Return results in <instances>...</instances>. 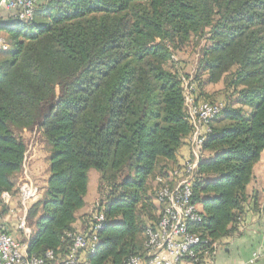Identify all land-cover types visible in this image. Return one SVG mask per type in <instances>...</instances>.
<instances>
[{
  "label": "trees",
  "instance_id": "16d2710c",
  "mask_svg": "<svg viewBox=\"0 0 264 264\" xmlns=\"http://www.w3.org/2000/svg\"><path fill=\"white\" fill-rule=\"evenodd\" d=\"M40 1L30 22L11 12L0 22L9 43L0 50V202L18 192L24 133L38 131L49 147V176L27 213L28 254L65 252L92 169L106 219L86 259L124 264L144 251L159 220L152 182L180 164L184 145L190 153L194 132L174 55L205 41L198 71L225 87L224 101L198 76L193 90L197 101L224 103L205 129L193 185L202 215L194 264H203L238 230L264 151V0Z\"/></svg>",
  "mask_w": 264,
  "mask_h": 264
},
{
  "label": "built area",
  "instance_id": "2783aa9c",
  "mask_svg": "<svg viewBox=\"0 0 264 264\" xmlns=\"http://www.w3.org/2000/svg\"><path fill=\"white\" fill-rule=\"evenodd\" d=\"M44 1V0H43ZM37 0H0V22H4L2 11L11 12L15 19L30 22L35 14ZM9 49L5 35L0 34V50ZM186 91V107L194 126L190 137V153L167 175L155 180V200L160 206L159 220L146 231L145 249L124 264H181L184 261H200L198 251L201 237L192 227L202 221L199 207L192 201L193 185L199 161L205 156L202 150L205 129L224 107L222 102L197 101L193 85L183 78ZM25 157L17 192V205L21 209L17 231L27 235L26 240L17 238L9 229L6 216L0 210V264H91L86 255L94 252L100 241L98 231L103 227L105 215L93 207L82 229L67 233V246L63 254L49 250L42 256L28 254L30 238L27 213L30 205L40 197V189L31 178ZM14 194L4 192L1 202L7 212L14 214Z\"/></svg>",
  "mask_w": 264,
  "mask_h": 264
},
{
  "label": "crops",
  "instance_id": "0c3cea01",
  "mask_svg": "<svg viewBox=\"0 0 264 264\" xmlns=\"http://www.w3.org/2000/svg\"><path fill=\"white\" fill-rule=\"evenodd\" d=\"M39 2L41 1L37 0V3ZM7 13H9L7 10L2 11L3 16ZM0 34L4 35V32L0 31ZM188 149V145L182 147L178 154L180 161L188 155ZM31 150L33 151L32 154ZM34 151L33 146L31 149L28 148L26 154L27 164H30L32 159L36 157ZM91 174L92 170H90L89 176ZM247 192L249 200L245 205L243 219L238 224V230L234 235L220 240L216 251L213 255L205 258L203 264H264V151L260 161L254 166V175L247 187ZM16 200L17 195L14 196L12 202V207L15 208L14 214L7 212L5 216L12 234L21 240H26L27 235L17 231L21 209L15 202ZM86 213L88 211L85 207L78 211V218L74 223L75 229L80 230L83 228L84 223L81 217ZM28 232L31 236L32 228L29 227ZM187 263V261H184L181 264Z\"/></svg>",
  "mask_w": 264,
  "mask_h": 264
},
{
  "label": "rangeland",
  "instance_id": "374dc122",
  "mask_svg": "<svg viewBox=\"0 0 264 264\" xmlns=\"http://www.w3.org/2000/svg\"><path fill=\"white\" fill-rule=\"evenodd\" d=\"M5 35V34H4ZM205 41H202L201 45H196L194 42H190L187 45L182 46L174 55V60L177 62V66L182 68V73L186 78L188 83H192L193 88L197 86L196 77H200L203 90L208 95L212 96L214 100L224 101V83L219 82L216 84L208 82V75L202 71H198L199 67V59H200V48L204 45ZM195 81V82H194ZM24 137L28 144V148L31 149L33 146L35 148L34 153L36 157L32 159L30 164L28 163V167L30 169V175L34 183L39 187L41 193L42 189L46 185L47 178L49 176V147L45 142L44 137L38 131L34 132H25ZM33 151L31 150V154ZM93 174V175H92ZM92 174L89 176V185H88V193L85 197L86 205L88 213L93 210V207L98 201V182L100 176L99 172L96 169H92ZM21 179L20 176L17 177V185H19ZM153 187L156 186L155 181L152 182ZM18 187V186H17ZM155 189V188H153ZM17 195V194H15ZM151 199L153 203L157 206L158 211L157 215L160 213V206L155 200L154 190L150 192ZM18 198V197H17ZM34 203V202H33ZM6 205L0 202V210L5 211ZM80 211V210H79ZM29 227V226H28ZM193 264V263H187Z\"/></svg>",
  "mask_w": 264,
  "mask_h": 264
}]
</instances>
